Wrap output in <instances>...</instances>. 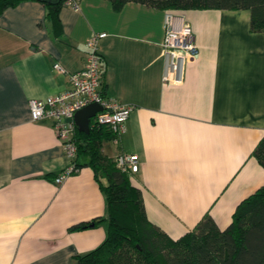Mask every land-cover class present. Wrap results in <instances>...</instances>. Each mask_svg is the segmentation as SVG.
Here are the masks:
<instances>
[{"label":"crops","instance_id":"0c3cea01","mask_svg":"<svg viewBox=\"0 0 264 264\" xmlns=\"http://www.w3.org/2000/svg\"><path fill=\"white\" fill-rule=\"evenodd\" d=\"M165 12L79 0L78 10L60 6L59 36L46 2L25 0L0 14V264H72L106 237L107 219L73 229L106 217L88 158L56 184L70 159L52 121L33 120L29 106L69 86L95 32H106L98 41L104 95L134 106L120 143L106 139L103 150L139 155L131 179L151 222L174 239L205 214L224 229L264 185L253 153L264 136V31L251 30L249 8L175 12L191 25L199 51L179 81L164 82Z\"/></svg>","mask_w":264,"mask_h":264},{"label":"trees","instance_id":"16d2710c","mask_svg":"<svg viewBox=\"0 0 264 264\" xmlns=\"http://www.w3.org/2000/svg\"><path fill=\"white\" fill-rule=\"evenodd\" d=\"M25 0H0V14ZM120 7L127 1L142 2L177 12L196 8L251 10V30L264 31V0H112ZM48 6L47 17L53 32L62 33L59 8L63 0ZM113 138L105 126L79 131L78 158L84 155L99 182L106 200V217L76 224L86 228L108 221L105 239L96 248L74 257L72 264H264V185L236 207L229 225L221 229L210 214L179 238L170 237L146 214L142 190L129 173L123 172L116 157L108 156L103 142ZM264 166V136L253 151ZM77 158V159H78ZM79 166L80 163H77ZM105 179V180H103Z\"/></svg>","mask_w":264,"mask_h":264},{"label":"built area","instance_id":"2783aa9c","mask_svg":"<svg viewBox=\"0 0 264 264\" xmlns=\"http://www.w3.org/2000/svg\"><path fill=\"white\" fill-rule=\"evenodd\" d=\"M63 4L76 10L79 0H63ZM165 36L162 42L164 54V82L179 81L187 61L198 54L191 25L181 15L173 11L165 12ZM106 32H95L86 41V62L82 69L69 73V86L56 94L45 98L29 100L33 120L50 119L61 140L65 154L70 159L56 177V184H61L68 176L78 171V146L76 142L77 125L74 121L76 112L83 107L97 102L103 109L91 120V128L109 127L113 132V141L120 143L121 135L126 130V122L134 106L104 95L102 91L104 76L101 69L102 57L98 50V41ZM54 67L65 72L64 67L55 63ZM118 167L125 173L133 174L140 168V157L136 153L121 152L116 156Z\"/></svg>","mask_w":264,"mask_h":264},{"label":"water","instance_id":"95a60500","mask_svg":"<svg viewBox=\"0 0 264 264\" xmlns=\"http://www.w3.org/2000/svg\"><path fill=\"white\" fill-rule=\"evenodd\" d=\"M48 4L57 5L62 0H40ZM103 107L97 102H93L82 109L78 110L74 116V121L79 131L90 133L91 131V120L97 112L101 111Z\"/></svg>","mask_w":264,"mask_h":264}]
</instances>
